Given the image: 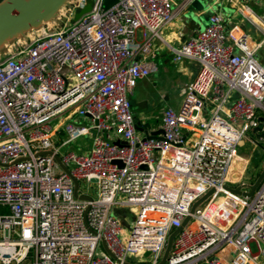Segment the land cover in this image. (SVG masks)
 <instances>
[{"label":"built area","instance_id":"built-area-1","mask_svg":"<svg viewBox=\"0 0 264 264\" xmlns=\"http://www.w3.org/2000/svg\"><path fill=\"white\" fill-rule=\"evenodd\" d=\"M194 1L117 0L104 9L103 0H69L0 62V264H158L168 236L209 191L166 264L264 261V180L250 198L225 190L248 192L253 151L264 152V17L247 6L264 0H240L238 9L259 39L228 29L201 0L202 26L188 25L171 48L172 63L197 64L195 76L152 137L135 129L128 95L156 70L152 53L176 8ZM83 137L87 152H62ZM245 144L252 151L240 156ZM115 206L135 212L130 232Z\"/></svg>","mask_w":264,"mask_h":264},{"label":"crops","instance_id":"crops-1","mask_svg":"<svg viewBox=\"0 0 264 264\" xmlns=\"http://www.w3.org/2000/svg\"><path fill=\"white\" fill-rule=\"evenodd\" d=\"M215 1L211 0V2L208 3V7L217 9L224 14L225 17H231V19L226 20L228 29L234 26L251 34L250 30L251 28L253 30V27L250 25V28H247L244 23L245 20L238 19L240 16L238 14V9H240L242 5L240 0H226V2H224L225 4L222 3L221 6H219L220 9L218 6H215L217 3ZM258 5L264 8L261 4ZM247 6L249 7L248 4ZM251 10L253 9L251 8ZM176 11L173 21L162 29V42L158 41L156 43L155 50L152 53L156 70L148 78L138 82L136 87L128 95L134 123L144 132L150 133L153 130H158V119L160 113L164 109L178 108L182 91L185 86L192 81L198 69L196 63L188 60H184L180 64L172 63L171 48L176 47L182 40V37H184L189 30L187 28L188 25L190 26V24L195 23L199 27L202 26L200 19H194V17L198 15V10L193 8L192 4L185 5L181 9L176 8ZM253 12L259 18L263 19L264 15L258 14L254 10ZM186 19H190L187 25L184 24ZM255 34V39L261 37L259 33ZM259 51H261L262 64L264 65V43ZM60 133L61 132L58 131L56 135L60 136ZM142 134L144 135L143 132ZM257 264H264L263 259H259Z\"/></svg>","mask_w":264,"mask_h":264},{"label":"water","instance_id":"water-1","mask_svg":"<svg viewBox=\"0 0 264 264\" xmlns=\"http://www.w3.org/2000/svg\"><path fill=\"white\" fill-rule=\"evenodd\" d=\"M69 0H2L0 2V47L4 46L8 43L9 40L13 38H17L22 36L25 32L41 28L47 23L53 21L60 9L65 6V4ZM117 0H103L104 9L109 8L114 5ZM192 7L197 10H203L204 4L201 0H195L192 3ZM89 6H86L81 11L75 14L74 21H77L82 15L89 12ZM208 13L204 12L202 14V19L206 21ZM260 124L257 130H261L264 124V119L260 120ZM135 129L139 132H143L144 136L147 138L152 137L154 134L148 132H144L141 128L135 125ZM48 154V153H47ZM45 154H39L41 157ZM54 160L58 163L64 170V172H68L67 169L61 164L59 158L55 155ZM120 165V164H119ZM121 167V165H120ZM264 180V162L262 163L261 172L255 178L251 185H249L248 192L240 191V188H227L225 190L229 193L240 195L243 197L250 198L254 192L259 188L260 184ZM74 184V196L78 197V182L73 181ZM213 191L207 192L203 197L197 200L190 208V215H192L197 207L202 205L208 197L212 194ZM81 199H88L82 197ZM190 215L187 216L180 228L175 229L169 236L166 242V247L164 249L161 260L158 264H166L168 259H171V249L173 245L174 238L179 234L182 230V227L186 226L190 219ZM106 252L111 256L110 252L106 250ZM130 264V263H125Z\"/></svg>","mask_w":264,"mask_h":264},{"label":"rangeland","instance_id":"rangeland-1","mask_svg":"<svg viewBox=\"0 0 264 264\" xmlns=\"http://www.w3.org/2000/svg\"><path fill=\"white\" fill-rule=\"evenodd\" d=\"M212 1H215V0H212ZM215 2H217L215 4V6H218V8L220 9L219 6H221L222 3L226 2V0H217ZM233 2H235V1H233ZM248 5L258 14H261V15L264 14V8L259 6L256 2L253 3L252 1H250V2H248ZM62 9H60V11ZM64 12H65V10L63 9L60 13L63 14ZM229 15H230V13H229ZM226 18H227V20L231 19V17H227V16H226ZM238 19L239 20H245L241 16H239ZM244 23L247 26V28H250V23L247 20H245ZM40 29L41 28L27 31L22 36H19L17 38H13V39L9 40L7 44L0 47V62L5 58V56L12 49V47L15 46V47L19 48V47L23 46L24 44H26L28 42L29 38H33L34 36H36L40 32ZM250 31H251V36L254 37L255 33L253 32L252 28ZM261 56H262L261 51H259L257 53V59L260 62H262ZM57 122H58V120H55L51 124L54 125ZM69 122H72V120H69ZM61 136L62 135H60L59 137H61ZM89 145H90V142L86 137L79 138L76 141L71 142L70 144L65 146L62 149V152L74 151L77 154H81V153L88 151ZM249 151H252L251 147L248 144H245L243 148L239 149V154H240V156H246L249 154ZM245 160H246V157H239L236 164H235L234 169L236 170L238 168H242ZM263 162H264V152L261 153L260 151H257V150L253 151L252 160L249 162V165L247 167V171L245 173V177L252 179V182H253L255 180V178L258 176V174L261 172ZM237 176H238V174H237ZM85 189H86V186L84 185V183L80 182L79 183L80 192H83ZM90 194L93 197H95V186H93V188L90 190ZM112 214L114 217H117L120 220L122 229L127 231V232H130L132 225L136 219L135 212L130 210L129 208H126V207L121 208L119 206H115L112 210Z\"/></svg>","mask_w":264,"mask_h":264},{"label":"bare ground","instance_id":"bare-ground-1","mask_svg":"<svg viewBox=\"0 0 264 264\" xmlns=\"http://www.w3.org/2000/svg\"><path fill=\"white\" fill-rule=\"evenodd\" d=\"M62 10H63V9H62ZM62 10H61V11H62ZM61 11H60V12H61ZM40 31H42V30L40 29Z\"/></svg>","mask_w":264,"mask_h":264},{"label":"trees","instance_id":"trees-1","mask_svg":"<svg viewBox=\"0 0 264 264\" xmlns=\"http://www.w3.org/2000/svg\"><path fill=\"white\" fill-rule=\"evenodd\" d=\"M2 0H0V2H1Z\"/></svg>","mask_w":264,"mask_h":264}]
</instances>
